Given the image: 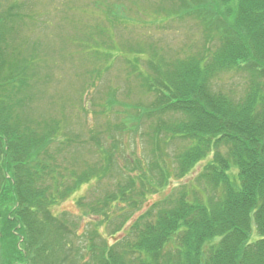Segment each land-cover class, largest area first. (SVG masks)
I'll return each instance as SVG.
<instances>
[{"label":"trees","instance_id":"1","mask_svg":"<svg viewBox=\"0 0 264 264\" xmlns=\"http://www.w3.org/2000/svg\"><path fill=\"white\" fill-rule=\"evenodd\" d=\"M14 8L0 16V264H66L79 248L83 264H264V0L152 2L143 15L153 23L191 19L201 29L202 42L189 54L186 46L159 49L149 41L117 46L103 30L98 40L85 36L81 48L95 49L90 57L123 59L137 85L125 94L113 87L100 93L101 114L118 122L94 128L85 141L34 107L46 61L25 40L30 28L20 29L21 48L8 43L20 20ZM106 70L87 72L79 92L85 114L88 87ZM228 74L242 76V92L217 83ZM91 141L95 163L80 162L76 149L63 156ZM69 155L75 168L67 166ZM207 159L192 183L137 216L150 196ZM108 175L115 191L93 205L77 201L89 211L82 219L93 222L77 245L71 215L55 216L52 208Z\"/></svg>","mask_w":264,"mask_h":264},{"label":"rangeland","instance_id":"2","mask_svg":"<svg viewBox=\"0 0 264 264\" xmlns=\"http://www.w3.org/2000/svg\"><path fill=\"white\" fill-rule=\"evenodd\" d=\"M155 0H0V16L6 15L9 7H15L12 11L16 13L15 18L19 19L16 22L18 26L14 32L8 35L7 41L11 47H20L25 44L22 41L20 29L27 30L31 43L38 46L39 57L46 61L44 70H41V79L37 84V99L34 101V107L39 113L44 112L47 117H56L58 120L64 121L68 127V132L82 133L80 138L87 140L90 137L89 132L94 128L102 130L107 123H117L116 118L112 116H104L101 114L103 102L99 99L100 93L107 90L109 87L118 88L120 93H127L130 87L136 89L137 85L134 82L133 76L128 73L129 67L123 59L117 61H98L90 57V52L95 49H83L81 46L86 43L89 35L94 36L96 40L100 38V30L105 31L106 41L112 40L115 45H124L130 48L129 44L153 42L154 45L162 49L166 45L171 44L176 49L185 47V53L189 54L196 50L193 44L198 41L202 42L201 29L198 28L195 22L191 19L184 22L170 23L169 26H161L160 22L153 23L157 20L154 17L145 16V10ZM104 2H107L104 3ZM19 5H24L20 9H16ZM122 4L124 7L122 8ZM114 5V7L112 6ZM112 9V11H110ZM139 10V12H137ZM112 12L113 15L109 14ZM142 13V14H141ZM24 19V20H22ZM161 21V20H160ZM89 34V35H88ZM88 35V36H87ZM27 36V37H28ZM87 36V37H85ZM84 42V43H83ZM111 42V41H110ZM187 44V45H186ZM21 48V47H20ZM29 49L26 45L22 47ZM11 53V51L9 52ZM132 56V55H130ZM101 63V65H100ZM110 67H112L110 69ZM146 69V64L142 63V71ZM93 69H103L101 76H98L94 82V87H88L87 96H84L85 106L88 109V114H85L80 109L83 104L80 101L79 92L82 90L85 80L89 81L88 73ZM147 70V69H146ZM47 75V76H46ZM51 75L54 79L51 81ZM48 77V78H47ZM47 79V81L45 80ZM225 91L232 90L242 92L244 89V80L242 76L237 74L223 75L217 82ZM86 85H84L85 87ZM41 91V92H39ZM88 98H91L89 100ZM95 98V99H94ZM97 112L94 115L92 112ZM88 132V133H87ZM114 137L120 136L117 130L113 131ZM128 146V135L121 137ZM108 139H104L103 143H108ZM131 145V142H130ZM134 145V144H133ZM61 146V145H60ZM78 148L75 146L67 148L63 152V156L67 157L66 152L71 154L76 149L81 161H86L88 164H93L97 161L95 153V142L89 144L79 143ZM132 146V145H131ZM56 147V145H55ZM125 147V149H126ZM171 146H168L170 149ZM124 148V146H123ZM133 151L134 148L133 147ZM53 151H56L54 148ZM135 158L142 157L141 152H135ZM130 158L134 156L129 155ZM68 167L75 168L72 165L71 156L69 155ZM210 159V158H209ZM203 161L182 181L174 180L170 186L159 194L150 196L141 212H145L147 208L157 202L161 197H165L171 191L182 184H190L201 173L208 160ZM62 162V161H61ZM79 162V161H78ZM79 162V168H81ZM117 162H121L118 159ZM89 164V165H90ZM114 180L108 175L102 182L92 181L91 185H85L74 194L70 199L59 205L53 206L52 214L62 216V213L71 215L68 219L74 220L77 224L78 233H75L74 226L68 223L70 234L75 244L78 245L82 237L81 231L90 223L91 220L86 218L88 210L84 211L77 205V201L85 198L84 203L96 204V199L104 197L106 191H115ZM117 185V183H115ZM92 187V188H91ZM93 189V190H90ZM90 190V191H89ZM136 216V217H137ZM74 217V218H73ZM89 217V216H87ZM134 220H131V222ZM83 227H82V226ZM81 226L80 229L78 227ZM256 234L255 230L252 236ZM113 241L112 237L108 238ZM255 239V238H254ZM99 242V241H98ZM80 254L84 255V250L77 249L75 252V261L66 262V264H83L80 260Z\"/></svg>","mask_w":264,"mask_h":264}]
</instances>
